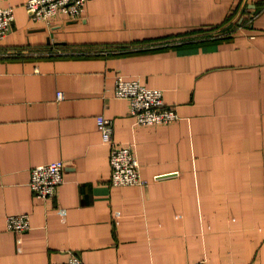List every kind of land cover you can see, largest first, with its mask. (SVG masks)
Instances as JSON below:
<instances>
[{"label": "crops", "instance_id": "0c3cea01", "mask_svg": "<svg viewBox=\"0 0 264 264\" xmlns=\"http://www.w3.org/2000/svg\"><path fill=\"white\" fill-rule=\"evenodd\" d=\"M27 1L0 0L16 17L0 47L58 53L0 55V264H264V0H88L51 27ZM118 76L180 119L137 125ZM100 115L146 185L111 184ZM59 160L57 196L36 198L30 170ZM21 213L22 234L7 225Z\"/></svg>", "mask_w": 264, "mask_h": 264}, {"label": "built area", "instance_id": "2783aa9c", "mask_svg": "<svg viewBox=\"0 0 264 264\" xmlns=\"http://www.w3.org/2000/svg\"><path fill=\"white\" fill-rule=\"evenodd\" d=\"M87 2L88 0H29L25 4V9L33 22L44 23L51 27L53 21L60 16L72 20L83 19L86 16ZM15 20L13 7L0 8V43L13 32ZM54 53L58 51L44 52L40 48L31 47H0V55L7 57H29ZM115 84V97L130 102V115L136 119L137 125L157 127L158 125H169L180 119L177 109L167 105L162 89L149 88L140 80L127 79L123 76H118ZM63 98L64 94L59 92L58 99ZM97 119L103 141L110 146L111 184L117 187L146 185L147 181L141 175L140 161L134 148L131 145L122 146L114 139V120L102 115ZM64 170L65 163L61 160L38 165L31 169L29 186L34 196L44 200H53L59 192V187L65 182ZM7 225L9 230L20 234L32 228L28 213L8 216ZM53 264H85V262L76 253H72L69 260ZM194 264L209 263L197 261Z\"/></svg>", "mask_w": 264, "mask_h": 264}, {"label": "rangeland", "instance_id": "374dc122", "mask_svg": "<svg viewBox=\"0 0 264 264\" xmlns=\"http://www.w3.org/2000/svg\"><path fill=\"white\" fill-rule=\"evenodd\" d=\"M224 31H225V29L214 30L211 33H208V35H205V34L204 35H199V36L196 35L195 37L200 38V39H203V38L208 37V36H213V35H216V34H219V33H223ZM192 38L195 39L194 36H192Z\"/></svg>", "mask_w": 264, "mask_h": 264}, {"label": "trees", "instance_id": "16d2710c", "mask_svg": "<svg viewBox=\"0 0 264 264\" xmlns=\"http://www.w3.org/2000/svg\"><path fill=\"white\" fill-rule=\"evenodd\" d=\"M238 22H236V23H233V24H231L230 26H232L233 28H235V29H237V26H238ZM226 29V31H228L229 29H227V28H225ZM226 31H224V32H226ZM197 32H202V30L200 29V30H193V31H190V33H197ZM223 32V33H224ZM189 33V34H190ZM221 35H222V33H221ZM198 40V39H197ZM202 41L203 40H205V38H203V39H201Z\"/></svg>", "mask_w": 264, "mask_h": 264}]
</instances>
